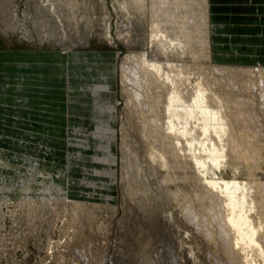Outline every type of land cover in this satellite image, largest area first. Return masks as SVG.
<instances>
[{"label": "rangeland", "instance_id": "rangeland-1", "mask_svg": "<svg viewBox=\"0 0 264 264\" xmlns=\"http://www.w3.org/2000/svg\"><path fill=\"white\" fill-rule=\"evenodd\" d=\"M208 6L210 52L199 33L194 47L154 38V0H0V70L15 79L14 118L0 115L15 134H0L11 164L0 173V264H264V188L248 212L260 245L234 244L226 211L158 132L166 92L202 88L228 127L211 135L225 163L202 182L264 184V28L235 25L247 6ZM154 64L174 82L154 83ZM145 70V83L129 81Z\"/></svg>", "mask_w": 264, "mask_h": 264}, {"label": "bare ground", "instance_id": "bare-ground-1", "mask_svg": "<svg viewBox=\"0 0 264 264\" xmlns=\"http://www.w3.org/2000/svg\"><path fill=\"white\" fill-rule=\"evenodd\" d=\"M192 1L154 0V16L157 18V25L155 24V26L158 28L154 32V38H159V40H162L168 45L194 47L196 41L192 39V36L199 33L201 34L204 49L210 52L211 25L209 20L211 14L209 13V0ZM51 10H48L47 14L54 13ZM50 19L52 21L50 20L49 25L51 24L57 30L60 26V21L57 18L51 17ZM208 54L210 55V53ZM142 62L146 63L145 61ZM142 65L144 64L142 63ZM175 66H177L178 74L185 73L182 64ZM151 68L154 70V83L159 81V77H162V74H164L166 80L172 83L174 82V78L170 75V72L173 71L172 69L170 71L167 68L163 71V67L157 64H154ZM261 71L258 74L261 77V81H264V69ZM147 73L148 71L145 70L140 75L134 71L131 74L134 76L129 81L135 86L145 83L146 79L143 77ZM72 74L78 75L75 70H72ZM81 86V91L84 93L95 90L97 87L96 84L93 86V89H90V87L86 88L82 84ZM138 94L135 93L136 97H138ZM164 96L161 118L163 121L166 120V122L163 127L162 125L159 126L158 130L161 133V145L164 148H170L175 151L173 157L176 166L186 167L185 170L196 177L195 183H198V187L201 188L202 198L221 206L226 211L224 221L234 232V244L237 245L240 241H244L247 245L259 246L260 244L257 238L259 229L253 225L248 212L255 205L251 192L253 191L252 189H263L264 184H252L236 180L219 181L214 178H203L204 181L202 182V178L200 177V175H205L207 172L213 173L216 168H220L225 163L226 146L220 142L216 143L214 140L215 137L216 140L220 141L222 136L228 132L225 115L215 107H211L214 101L202 88H196L194 93L187 99L186 91L176 87H172ZM91 97V103H88L87 108L95 113V104H93L95 97ZM90 98L88 97L87 99ZM74 107L71 106L69 108ZM168 145L169 147H167ZM182 150L189 152L186 160L178 155V151ZM96 159L99 160L98 157ZM161 161V167L168 164L166 159H161ZM222 238L227 243L228 237L222 235Z\"/></svg>", "mask_w": 264, "mask_h": 264}, {"label": "crops", "instance_id": "crops-1", "mask_svg": "<svg viewBox=\"0 0 264 264\" xmlns=\"http://www.w3.org/2000/svg\"><path fill=\"white\" fill-rule=\"evenodd\" d=\"M256 1L257 6H259L257 10L262 9V12H257V14H254V10L248 9V7L253 8L252 2ZM212 3L214 5L213 10L216 12V15L220 8L224 6L229 7H244L247 6L246 9L243 11H237L235 12L236 15H234L236 22L235 25L239 28H264V1L263 0H212ZM253 12V13H252ZM251 13V14H250ZM217 19V16H216ZM218 23V20L217 22ZM217 27H221V25L217 24ZM5 64L1 63L0 68L7 67ZM11 66V65H10ZM9 67V66H8ZM5 71V70H4ZM3 70H0V115L4 114L6 116H11L14 118V113H9L10 111H13L15 109L14 107V100H13V85H14V75L8 74L9 72H4ZM27 78L30 76H26ZM27 78H23L26 83L28 82ZM30 79V78H29ZM6 86V87H5ZM8 126V127H6ZM12 126V125H11ZM9 125H2L0 126V134L8 136L11 138L10 140H14L15 134L13 126L10 127ZM13 145V144H12ZM1 155H7L8 150H5L4 148H1ZM7 161L0 159V173L3 175H8L10 172V166Z\"/></svg>", "mask_w": 264, "mask_h": 264}]
</instances>
